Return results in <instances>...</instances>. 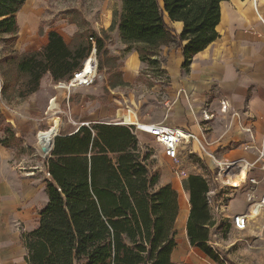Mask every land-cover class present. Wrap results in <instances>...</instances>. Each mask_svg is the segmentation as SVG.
<instances>
[{
  "label": "trees",
  "instance_id": "obj_1",
  "mask_svg": "<svg viewBox=\"0 0 264 264\" xmlns=\"http://www.w3.org/2000/svg\"><path fill=\"white\" fill-rule=\"evenodd\" d=\"M24 1L0 0V34H8L12 41L18 31L16 13ZM220 1L121 0L109 30L117 28L125 53L137 52L147 66L144 74L162 77L161 46L181 47V67L187 69L192 56L218 37ZM166 19L182 22L179 34ZM89 38L98 52L104 38L94 34ZM89 49L83 32L66 43L53 29L40 49L10 48L0 58L1 96L26 98L39 89L46 74L54 83L64 81L80 68ZM0 126L6 134L1 143L8 146L14 136L1 112ZM150 155L126 125L98 121L55 136L45 161L48 200L38 226L23 236L27 264H175L171 253L176 246L178 195L169 183L157 186L158 172L148 165ZM182 188L189 202L185 223L189 245L223 264L208 243L215 220L206 199L207 179L189 174Z\"/></svg>",
  "mask_w": 264,
  "mask_h": 264
},
{
  "label": "crops",
  "instance_id": "obj_2",
  "mask_svg": "<svg viewBox=\"0 0 264 264\" xmlns=\"http://www.w3.org/2000/svg\"><path fill=\"white\" fill-rule=\"evenodd\" d=\"M31 7L32 0H25L16 13L18 31L14 44L15 47L25 44L26 49L22 52L40 49L46 44L47 32L51 29L56 30L66 43L78 31L73 21L68 23V20L60 19L59 22L66 21V24L46 28L39 34L35 29L36 21ZM116 9L121 10V0H117ZM219 9V22L215 28L218 37L192 56L187 69L181 67V47L169 44L161 46L158 52L164 76L144 74L146 64L139 60L136 51L124 52L125 45L117 28H114L111 30L113 44H109L108 49L112 56L121 59L120 85L126 89L111 91L110 85L104 82V87L87 85L73 88L68 94L62 95L56 83L46 74L41 79L39 89L26 98L7 102L0 94V112L14 136L13 143L4 146L1 139L6 134L2 130L3 126H0V264H27L23 236L38 226L39 213L48 200L45 183L48 177L45 161L27 162L22 147H27L32 132L36 134L51 125L56 118L51 116L53 113L65 112L61 109L64 102L67 103L70 118L76 124L98 121L112 123L115 119H107L114 116L120 120L135 121L129 113L127 116L121 113L128 108L143 122H160L193 134L195 139L190 140L185 147L192 146V151L197 154L200 152L194 148L193 142L198 146L200 142L203 143L206 152L212 153L219 161L255 160L257 148L264 145V0H221ZM111 20L105 18L107 23L101 27L107 30ZM166 22L175 34L180 33L182 22L168 19ZM23 41H28V46ZM136 82L145 88V92L131 88ZM105 88L106 93L109 90L115 96L109 95L107 100L99 102L98 97L102 90L105 93ZM51 98L53 100L49 103ZM222 101L227 105L225 110L220 109ZM203 111L210 115L208 119L203 117ZM57 119L42 132L50 133L49 142L57 129L59 132L64 126V122ZM66 124L64 132L74 131L79 126L70 122ZM144 138L137 137L141 150L146 143ZM158 152V157L148 164L149 169L158 172L157 186L169 183L176 192L182 191L179 197H183V202H178L175 228L181 230L182 236L187 239L185 223L189 202L188 194L182 188L184 178L173 174L172 161L160 149ZM203 154L210 158L207 153ZM248 174L260 178L257 169ZM261 194L262 190L259 196ZM215 200L220 213L229 209L217 193ZM177 247L171 253V260Z\"/></svg>",
  "mask_w": 264,
  "mask_h": 264
},
{
  "label": "rangeland",
  "instance_id": "obj_3",
  "mask_svg": "<svg viewBox=\"0 0 264 264\" xmlns=\"http://www.w3.org/2000/svg\"><path fill=\"white\" fill-rule=\"evenodd\" d=\"M31 8V12L34 14L36 21L35 29L38 30L39 34H41L46 28L61 27L66 24L65 22L68 20V23H70L69 21H73V24L77 26V32H83L87 45L90 44L88 39L91 35L94 34L98 37L102 36V38H104L103 46L98 52L96 51L97 76L90 85L97 84L104 87V82H106L110 85L109 87L111 91L126 89L123 85H117L121 80V71L119 67L121 59H117L109 52L108 46L109 44H113L111 30H109V28L105 30L101 27L107 23L104 19H107L108 17L112 19L113 12L115 10L117 11V0H32ZM60 19H65L66 21L64 23L59 22ZM37 30H35V34H37ZM103 31L107 37L104 36ZM23 42L26 44L28 43V41ZM14 43L15 41H12L9 35L0 34V58L6 54L10 48H17L16 50H18V52H22L23 49H26L25 44H19L18 47H15ZM111 58H115V60ZM154 80L161 81L162 78H154ZM112 83L116 84L114 88H111ZM1 86L2 78L0 76V91ZM131 88H136L137 90L142 89L143 92H145V88L138 82L131 85ZM57 90L62 95L67 94L65 89L57 87ZM109 95L115 96V94L109 90L108 93H104L102 90L98 97V101L103 102V99L107 100ZM17 99L18 98L11 96L9 99L4 100L7 102H14ZM61 109L65 110V114L68 113L67 103L64 102ZM125 111L126 109L122 110L121 113H124V116H127L128 114L125 113ZM133 112V110H130L128 113L131 116V119L135 120V118L132 117ZM51 113H53V110H51ZM58 113L59 114L53 113L51 115L56 118H54L48 128L54 124V121H58L57 117L60 118V121H63V119L66 118L62 117L61 112ZM114 119L120 120L114 116L107 119V121ZM48 128H43L42 131L36 134L35 132L30 134L31 136L29 137L30 140H28L29 143H27V147H22V150H24L22 153H24V158L27 162L42 163L46 161V158L50 155H43L46 151L42 148L43 140L41 138L42 132ZM56 132H58V129ZM143 140L146 141L145 144L147 145L143 144L142 151L147 150L150 152L151 155L148 159V164L150 165L152 164V159L155 160L158 157V151L160 148L149 136H146ZM193 144L194 148L199 151L200 154L193 152L192 146H187L186 149L180 153L179 164L177 167L179 170L184 171V175L180 177L185 179L187 175L192 173L203 175L207 179L209 187L215 189L221 202L229 207L226 212L224 211L218 214L212 212V216L216 220L215 224L209 227V245L220 254L223 264H264V208H262L257 214L249 216L248 225L245 230H235L231 226L229 220L232 214L246 211L248 204L246 201V191L249 186H244L242 188L239 187L237 189L223 187L219 181V172L216 164L203 154L196 142H193ZM171 171L174 174L173 169H171ZM262 187L263 184L261 183L254 188V194L257 198L261 193ZM180 193H182L181 190L177 191L178 202L182 204L183 197H179ZM181 233V230L175 228V241L176 246H178V249L176 248V251H174V254L172 255V260L175 264H218L206 257L196 248L191 247L185 236H182Z\"/></svg>",
  "mask_w": 264,
  "mask_h": 264
},
{
  "label": "built area",
  "instance_id": "obj_4",
  "mask_svg": "<svg viewBox=\"0 0 264 264\" xmlns=\"http://www.w3.org/2000/svg\"><path fill=\"white\" fill-rule=\"evenodd\" d=\"M90 41V49L82 61L81 66L75 72H73L72 76L65 79L64 81H60L57 83L56 87L65 89L68 92L73 88L87 86L92 84L93 80L97 76V57H96V48L94 44V39L89 38ZM53 98L49 100L51 103ZM227 105L225 101L221 102V110H225ZM130 109L126 108L125 113H128ZM67 114V115H66ZM63 112L62 117H66L63 119L64 126L59 131H63L66 122H70L74 125H88V122H82L80 124H76L68 113ZM124 114V113H123ZM203 117L208 119L210 115L206 114L203 111ZM132 117L135 118V121L122 122L121 120H114L112 124H121L131 127V131L136 135V137H146L149 136L154 140V143L159 146L163 155L169 158L173 163V172L177 176L184 175L183 170H179L177 165L179 164L180 153L186 148L185 145L190 141L194 140L195 136L189 132L184 131L181 128L171 127L165 125L163 123H150L143 122L139 120L134 112L132 113ZM120 119V118H119ZM78 126V127H79ZM263 141H264V118H263V127H262ZM251 138L252 135H250ZM200 142V141H199ZM200 145L203 147L202 143ZM249 147H254L250 145ZM210 158L218 167L219 172V181L223 187H231L237 189L239 187L249 186L246 191V201H247V209L242 213H234L230 217L231 226L238 231L245 230L249 216L257 214L262 208H264V145L260 148H257L255 160L252 162H248L244 159H236V160H225L219 161L217 160L212 153H210ZM245 168V174L243 178L237 183V186H232L230 180L225 176L230 172H234L238 170L241 166ZM175 166V167H174ZM257 169L260 172V178L256 176L249 175L248 172ZM46 176L49 177V173L46 172ZM217 179V178H216ZM208 182V181H207ZM263 184L262 194L257 198L254 194V188H256L259 184ZM209 185V184H208ZM251 187V188H250ZM216 191L214 188L209 187L208 192L206 193V199L208 206L210 208V212L220 213V207L218 202L215 200ZM213 217V216H212Z\"/></svg>",
  "mask_w": 264,
  "mask_h": 264
},
{
  "label": "bare ground",
  "instance_id": "obj_5",
  "mask_svg": "<svg viewBox=\"0 0 264 264\" xmlns=\"http://www.w3.org/2000/svg\"><path fill=\"white\" fill-rule=\"evenodd\" d=\"M63 91H64V90H63ZM121 121H122V122H128V121H126V120H124V119L121 120ZM55 134H56V133H55ZM55 134H54V135H55ZM54 135H53V136H54ZM50 137H51V136H50V133H49V132L42 133V135H41V138H42V140H43V146H42V148H43L44 151H46L47 147H48V149H49L48 143H50V142H49ZM197 141H198V140H197ZM198 143H199V142H198ZM199 147H200V149H201L202 152L207 153L208 156L210 155V153L206 152L204 146L202 147V146L200 145V143H199ZM48 149H47V151H46L43 155H46V153L48 152ZM244 174H245V168H244V166L242 165L238 170H235L234 172H230V173H228V174H225V176L230 180L232 186L236 187V186H237V183L243 178ZM185 213H186V212H185ZM183 215H184V214H183Z\"/></svg>",
  "mask_w": 264,
  "mask_h": 264
},
{
  "label": "water",
  "instance_id": "obj_6",
  "mask_svg": "<svg viewBox=\"0 0 264 264\" xmlns=\"http://www.w3.org/2000/svg\"><path fill=\"white\" fill-rule=\"evenodd\" d=\"M59 134V132H57L52 138H51V141H50V147H49V149H48V152L46 153V154H50V152H51V150H52V148H53V141H54V138H55V136H57Z\"/></svg>",
  "mask_w": 264,
  "mask_h": 264
}]
</instances>
